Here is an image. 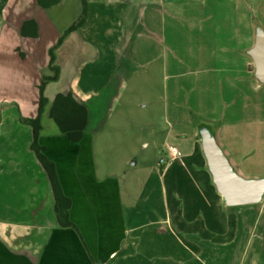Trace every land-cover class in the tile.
Here are the masks:
<instances>
[{
	"label": "crops",
	"instance_id": "obj_1",
	"mask_svg": "<svg viewBox=\"0 0 264 264\" xmlns=\"http://www.w3.org/2000/svg\"><path fill=\"white\" fill-rule=\"evenodd\" d=\"M8 1L0 3V127L8 125L7 115L15 126L10 137L13 147L3 143L0 134V264H264V202L236 208L223 204L207 171L198 133L203 123L214 125L219 143L239 173L264 176V99L262 109L247 115L248 119L238 108L241 101L237 98H244L238 83L252 74V61L244 60L242 52L254 44L256 24L245 13V6L235 17L232 39L236 46L214 44L210 31L202 28L207 20L192 19L190 24L201 39L189 43L190 53L203 68L188 69L199 80L196 83L193 76L192 88L184 93L187 81L178 80L187 73L178 71L185 63L177 57L166 59L160 50L167 26L170 38L179 33L176 20L162 13L161 2L87 0L97 8L93 17L86 8L83 29L90 27L92 18L97 29L91 35L83 29L73 32L56 50L59 80L45 88L49 103L40 136L47 157L57 167L64 193L72 201L70 219L75 230L57 221L51 183L31 150L32 129L21 124L20 118L38 116L39 87L43 76L49 75L50 51L81 18L84 5L69 10L63 0L55 5L48 2L47 7L39 0ZM124 3L144 6V19L135 34L118 24L125 11L119 7ZM67 20L73 24L59 28L58 21ZM112 20L118 29L108 27ZM30 21L37 25V37L32 36L34 27L27 30V36L22 33ZM213 55H229L227 62L221 57L222 65L217 64L236 82L229 97L230 101L233 98L230 111L219 112V102L207 98V91L193 98L201 79L213 81ZM154 63L168 73L167 83L176 80L174 94H181L166 101L165 129L150 130L153 137L162 134L159 142H152L161 155L141 165L129 160L120 174L100 173L95 139L132 77ZM15 81L18 87L21 81V93L14 90ZM69 93L88 110L79 143L62 134L49 116L56 96ZM141 145L150 147L151 143ZM172 147L178 149L179 157L171 155ZM161 159L166 163L161 164Z\"/></svg>",
	"mask_w": 264,
	"mask_h": 264
},
{
	"label": "rangeland",
	"instance_id": "obj_2",
	"mask_svg": "<svg viewBox=\"0 0 264 264\" xmlns=\"http://www.w3.org/2000/svg\"><path fill=\"white\" fill-rule=\"evenodd\" d=\"M2 0H0L1 3ZM16 1L9 0L8 3ZM20 1V0H19ZM29 1V0H26ZM161 2L162 13L166 18H174L176 20V25L179 27V33L175 36V39L170 38L169 26H167V33L164 34V42L160 46V50L163 49L166 59H172V57L181 58L185 65H181L178 71L179 74H186L184 78H180L178 81L183 82L187 81V85L183 87L184 93L190 91L189 83L192 80L194 73H191L189 68H203L202 62L195 59V56L190 53V42L197 44V41L201 38H198V31H194L190 22L194 17H202L207 22L202 24V28L210 31V39H212L214 44H220L221 42L226 44L234 43L232 39V32L235 31V20L238 15L237 12L240 9H243L241 6H245V13H248L251 16L252 22L256 24L263 23L264 25V0H155ZM63 5L67 6L69 10L71 7L73 9H82L81 0H63ZM141 5H125L119 7V9H124V13L121 14L122 21H118V24H124L125 29L129 34H135L141 28V22L143 21V12L141 11ZM88 10H91V14L95 12L97 8L96 4L87 2ZM116 8V7H114ZM74 13V12H73ZM98 17V16H97ZM0 18H2L0 13ZM73 18V17H72ZM206 18V19H205ZM93 19V18H92ZM91 19V24L88 29L85 30L87 35H91L92 30L97 29L98 23H93ZM95 20V19H94ZM57 22V21H56ZM0 22V26H1ZM106 23V22H105ZM59 28L64 26H70L73 24V21L70 22H59ZM104 24V23H103ZM200 25V24H199ZM107 26V25H106ZM113 20L108 22V27L111 30L118 29L115 27ZM123 26V27H124ZM104 28V25H101ZM101 29V28H100ZM226 30V31H225ZM205 39L206 41L209 39ZM129 38L126 39L128 43ZM221 43V46H222ZM186 46H189L186 48ZM197 47V45H194ZM231 47V46H230ZM159 50V51H160ZM247 50V49H246ZM244 60H247V57L244 52ZM237 52V50H236ZM238 53V52H237ZM197 57V56H196ZM223 58L224 62L228 61L229 55H213V63L211 66L213 68L212 79H201L203 83L198 87H194L195 91L193 98H197V94L207 91V98L212 96L214 100L218 101L221 108L219 112H224L226 110H232V100L230 101V96L233 95V91L236 86V82L233 80V75L227 73V69L222 65V61L219 60ZM158 62L159 65L162 63ZM139 62V61H138ZM208 64V62H205ZM141 68V66H140ZM220 68L219 70H217ZM12 70L8 68L9 72ZM188 70V72H187ZM136 72V69L135 71ZM232 73V71H228ZM245 69V73H247ZM13 74V72H10ZM49 74V71L46 73ZM167 72L163 73V70L160 66H157V63H154L150 66L149 69L142 68L132 77L131 83L126 87L124 93L122 94L119 102H116L112 116L106 121L101 133L96 137V159L98 163V168L100 173L103 174H120L127 167L126 162L130 160L131 164L140 163L143 164L144 160L157 158L161 155V151H156L154 149L153 141L159 142L162 138V134L159 133L157 137H153L151 134V129H157L161 131L165 129V123L167 118L165 117V105L167 99L174 98L175 96H181V94H174L175 84L174 81L167 83ZM17 79V78H16ZM199 78L195 77L196 83ZM21 81H15L14 90L18 93L22 91ZM192 84V83H191ZM258 83L252 79V74L245 75L244 83H238L239 85V95L243 94V97H239V112L242 110L245 118L248 119L247 115H252L260 111L261 101L264 99V85H257ZM59 88L58 86L53 87ZM19 89V90H18ZM188 94H186V97ZM197 100V99H196ZM229 103H226V102ZM195 101H192L194 104ZM263 103V102H262ZM6 105L9 103H5ZM264 104V103H263ZM241 105V106H240ZM1 112V111H0ZM11 117L8 115L5 117V122H8V125L4 123L3 128L0 127V134L2 136V142L7 143L10 146H14L13 142L10 140V137L13 135L12 127L15 124L12 123ZM7 120V121H6ZM30 120L25 117L20 118L21 124H24L23 121ZM208 125H212L207 123ZM26 125V124H25ZM2 126V123L0 124ZM161 129V130H160ZM163 131V130H162ZM143 141L146 143H151L150 147H142ZM9 152V150H7ZM10 156L14 155V152H9ZM244 176V175H243ZM247 178H261L255 176H245Z\"/></svg>",
	"mask_w": 264,
	"mask_h": 264
},
{
	"label": "trees",
	"instance_id": "obj_3",
	"mask_svg": "<svg viewBox=\"0 0 264 264\" xmlns=\"http://www.w3.org/2000/svg\"><path fill=\"white\" fill-rule=\"evenodd\" d=\"M48 2L52 5L58 4L59 0H39V4L42 7H47ZM84 5V12L81 18L70 26L62 35L57 45L50 51V75L43 76L41 80L40 90V103L38 116L35 119L23 121L24 124L28 125L32 129L33 139L31 144V150L34 152L40 165L45 170L49 181L51 183L53 195L55 198V214L59 225L63 228H74L77 227L72 223L70 219V209L72 201L68 198L62 188L60 178L58 175L57 167L46 155V148L40 144V136L43 130L42 118L45 113V109L48 105V100L45 97V88L51 82H57L59 80L60 70L56 63V50L62 45L63 41L73 32L81 29L87 22L86 19V8L87 0H82ZM30 27H34L35 32L32 36L37 37V25L34 21H30L24 24L23 35L27 36V30ZM253 71V65L251 66V72ZM50 118L59 127L62 134L67 136L70 141L79 143L85 133L87 122H88V110L85 106L79 104L71 93L64 95L58 94L53 101V104L49 113Z\"/></svg>",
	"mask_w": 264,
	"mask_h": 264
},
{
	"label": "water",
	"instance_id": "obj_4",
	"mask_svg": "<svg viewBox=\"0 0 264 264\" xmlns=\"http://www.w3.org/2000/svg\"><path fill=\"white\" fill-rule=\"evenodd\" d=\"M254 26V44L244 54L252 61V79L264 85V28L260 24ZM203 124L204 127L198 130L202 152L207 171L223 204L227 208H236L264 202V176L247 178L240 174L219 143L215 126Z\"/></svg>",
	"mask_w": 264,
	"mask_h": 264
},
{
	"label": "built area",
	"instance_id": "obj_5",
	"mask_svg": "<svg viewBox=\"0 0 264 264\" xmlns=\"http://www.w3.org/2000/svg\"><path fill=\"white\" fill-rule=\"evenodd\" d=\"M169 152L171 153V155H172L174 158H177V157L180 156L179 151H178V149H176V148H173V147L170 148ZM165 163H166L165 159H161V164H165Z\"/></svg>",
	"mask_w": 264,
	"mask_h": 264
}]
</instances>
